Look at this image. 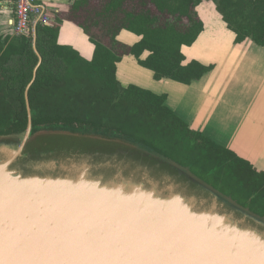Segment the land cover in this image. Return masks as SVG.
Returning a JSON list of instances; mask_svg holds the SVG:
<instances>
[{"label": "trees", "instance_id": "trees-1", "mask_svg": "<svg viewBox=\"0 0 264 264\" xmlns=\"http://www.w3.org/2000/svg\"><path fill=\"white\" fill-rule=\"evenodd\" d=\"M215 5L235 43L250 39L264 48V0H207ZM203 0H77L38 24L36 47L28 36H0V134L22 133L32 126L61 127L132 139L151 148L264 216V173L233 152L191 131L157 95L134 85L122 87L117 64L133 56L154 80L189 85L213 67L185 63L183 47L192 46L203 22L196 8ZM63 22L79 28L94 46L91 60L60 45ZM122 31L140 37L127 45ZM147 53L146 58H142Z\"/></svg>", "mask_w": 264, "mask_h": 264}, {"label": "water", "instance_id": "water-1", "mask_svg": "<svg viewBox=\"0 0 264 264\" xmlns=\"http://www.w3.org/2000/svg\"><path fill=\"white\" fill-rule=\"evenodd\" d=\"M36 27L37 24H34L32 32L33 51L38 57L34 75L42 61L36 47ZM31 84L25 93L26 130L17 134H0V178L16 181L11 183L16 186L19 183L28 185L18 191L24 205L34 204L28 209L30 212L35 204L52 201L69 210V204L74 200L76 211H95L105 224L111 211L117 213L121 220L135 223L137 206L149 202L152 208L157 209L159 220L152 223L142 221L139 225L149 226L148 232L161 234L177 246L170 245L168 241L164 243V238L161 242L156 241L152 235L151 240L146 242L120 240V248L134 250L132 254L120 255L118 260L122 263L133 264L132 257L137 256L144 261L179 258L187 263L240 264L238 259H242L249 264H264V216L215 188L194 174L190 167L132 139L61 127L34 128L27 93ZM89 190L99 194L95 199L101 202L100 206L94 204L90 195L86 198L74 197ZM0 194H4L0 199L4 201L0 203L3 209L0 210L3 213L15 211V205L9 203L11 199L5 196L4 190ZM84 204L86 207H83ZM128 209L130 211L126 215ZM120 212L123 217H120ZM119 218L110 227L121 230L118 227V221L122 222ZM129 227L124 229L129 231ZM65 231L66 247H76L73 243L76 241L75 232L67 228ZM175 231L216 236L229 246L214 242L206 250L229 251L232 257H207L192 245L199 244V240L184 236L174 239L171 234ZM96 240L104 241L94 238L93 242ZM110 242L116 243L115 240ZM241 242L249 244L242 245L247 250H237ZM64 252L75 254V259L84 261V264H108L97 255L87 259L79 246L76 250L64 249Z\"/></svg>", "mask_w": 264, "mask_h": 264}, {"label": "crops", "instance_id": "crops-1", "mask_svg": "<svg viewBox=\"0 0 264 264\" xmlns=\"http://www.w3.org/2000/svg\"><path fill=\"white\" fill-rule=\"evenodd\" d=\"M77 0H38L37 5L49 21ZM219 21H207L197 10L203 31L190 47H183L185 63L197 61L213 68L189 85L170 80H154L133 56L117 64L116 77L122 87L134 85L157 95H165V105L188 128L200 133L264 173V48L250 39L235 43L212 5ZM13 0H0V36L13 37ZM140 37L126 31L118 41L133 45ZM58 43L70 46L91 60L94 46L76 26L63 22ZM147 53L142 58H146ZM256 72V73H255ZM230 132V133H229ZM261 156V157H260Z\"/></svg>", "mask_w": 264, "mask_h": 264}, {"label": "bare ground", "instance_id": "bare-ground-1", "mask_svg": "<svg viewBox=\"0 0 264 264\" xmlns=\"http://www.w3.org/2000/svg\"><path fill=\"white\" fill-rule=\"evenodd\" d=\"M14 182H9L7 178H0V191L4 190L5 196L11 199L9 203L16 207L15 211L8 213H3L0 210V264H84V261L75 259V254L72 255V253L64 252V249L68 248L76 250L77 246H79L81 252H85L87 259L93 255H97L108 264H124L118 260L120 255L132 254L131 252L134 250L126 247L120 248L118 241L125 240V242L129 243L146 242L151 240V235L154 236L156 241L161 242L164 238V243L168 241L170 245L177 246L161 234H151V232H148L149 226L139 225L142 221L152 223L159 220L157 209L152 208L149 202L141 203L137 206L134 217L135 223L123 221L117 216V213L111 211L108 215L107 224H105L95 211H87V209L76 211V206L73 205L74 200H71L69 210L52 201V203L41 202L35 204V207L30 212L28 209L34 204L30 205L27 203L24 205L20 200L22 197L18 191L26 189L25 186L28 185L23 183H19L20 185L17 186L11 184ZM96 194L97 192L89 190L74 197L86 198L90 195L93 198L94 204L100 206L99 203L101 202L95 199ZM3 195L0 194V199L3 198ZM98 195L97 197H99ZM40 201H43V199ZM2 202L4 201L0 200V203ZM79 202H82V200L78 201L76 205H79ZM53 206L58 207L54 209L52 208ZM83 207H86V205L84 204ZM129 211L128 209L126 215H128ZM147 212L149 216H147ZM122 214L120 212V217H123ZM117 218L123 222L118 221V227L121 230L110 227L114 225L113 221ZM127 226L131 227L129 231L124 229ZM66 228L75 232L76 241L73 243L76 247H66ZM175 232L171 234L174 239L184 236L192 240H199V244L192 243V245L197 246L196 249L203 252L207 257L227 259L232 257L229 251L206 250L209 244L214 242L222 246H229L224 240L216 239V236H211L214 237L211 238L197 234L189 235L187 232L183 233L182 231ZM89 235L92 237H89ZM89 238H92V240H88ZM94 238H101L104 241L96 240L93 242ZM110 240H115L116 243H111ZM245 244L249 245L246 242H241L237 245V250H247L242 246ZM132 259L133 264H201V262L187 263L179 258L168 260L159 258L155 261H144L143 258L136 256L132 257ZM238 263L249 264L242 259H238Z\"/></svg>", "mask_w": 264, "mask_h": 264}, {"label": "built area", "instance_id": "built-area-1", "mask_svg": "<svg viewBox=\"0 0 264 264\" xmlns=\"http://www.w3.org/2000/svg\"><path fill=\"white\" fill-rule=\"evenodd\" d=\"M38 0H14L13 34L28 36L34 24L49 25L50 21L37 5Z\"/></svg>", "mask_w": 264, "mask_h": 264}, {"label": "rangeland", "instance_id": "rangeland-1", "mask_svg": "<svg viewBox=\"0 0 264 264\" xmlns=\"http://www.w3.org/2000/svg\"><path fill=\"white\" fill-rule=\"evenodd\" d=\"M212 5L214 6L215 9V5L211 1L203 0V2L196 8V10H199L200 15L207 21H219L216 14H214Z\"/></svg>", "mask_w": 264, "mask_h": 264}, {"label": "flooded vegetation", "instance_id": "flooded-vegetation-1", "mask_svg": "<svg viewBox=\"0 0 264 264\" xmlns=\"http://www.w3.org/2000/svg\"><path fill=\"white\" fill-rule=\"evenodd\" d=\"M212 2V1H211ZM213 3V2H212ZM214 4V3H213ZM13 8H14V0H13ZM215 10H216V8H215ZM54 23V21H50V23H49V25H52ZM13 29V28H12ZM12 33H13V31H12ZM13 36H20V35H14L13 34Z\"/></svg>", "mask_w": 264, "mask_h": 264}]
</instances>
